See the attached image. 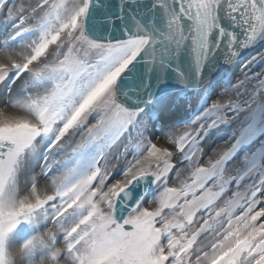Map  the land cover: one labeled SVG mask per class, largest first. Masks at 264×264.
Instances as JSON below:
<instances>
[{"label": "snow or ice", "instance_id": "1", "mask_svg": "<svg viewBox=\"0 0 264 264\" xmlns=\"http://www.w3.org/2000/svg\"><path fill=\"white\" fill-rule=\"evenodd\" d=\"M0 264H264V0H0Z\"/></svg>", "mask_w": 264, "mask_h": 264}, {"label": "rangeland", "instance_id": "2", "mask_svg": "<svg viewBox=\"0 0 264 264\" xmlns=\"http://www.w3.org/2000/svg\"><path fill=\"white\" fill-rule=\"evenodd\" d=\"M175 130H179V125L176 126V129H175ZM158 135H161V136H162V135H164V134H162V133H158ZM215 142H216L217 144H221V143H222V141H220V140H218V139H217ZM116 178H118V176H117Z\"/></svg>", "mask_w": 264, "mask_h": 264}]
</instances>
